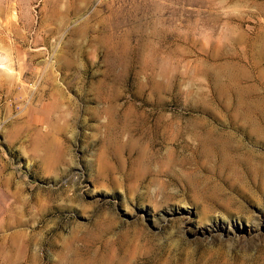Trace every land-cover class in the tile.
I'll use <instances>...</instances> for the list:
<instances>
[{
    "label": "rangeland",
    "instance_id": "374dc122",
    "mask_svg": "<svg viewBox=\"0 0 264 264\" xmlns=\"http://www.w3.org/2000/svg\"><path fill=\"white\" fill-rule=\"evenodd\" d=\"M0 264H264V0H0Z\"/></svg>",
    "mask_w": 264,
    "mask_h": 264
}]
</instances>
